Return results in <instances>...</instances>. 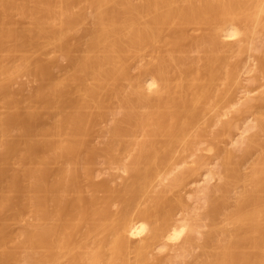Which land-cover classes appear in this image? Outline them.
<instances>
[{
	"label": "bare ground",
	"instance_id": "6f19581e",
	"mask_svg": "<svg viewBox=\"0 0 264 264\" xmlns=\"http://www.w3.org/2000/svg\"><path fill=\"white\" fill-rule=\"evenodd\" d=\"M248 71L261 85L264 0H0V264H264Z\"/></svg>",
	"mask_w": 264,
	"mask_h": 264
},
{
	"label": "rangeland",
	"instance_id": "374dc122",
	"mask_svg": "<svg viewBox=\"0 0 264 264\" xmlns=\"http://www.w3.org/2000/svg\"><path fill=\"white\" fill-rule=\"evenodd\" d=\"M244 62L245 64L249 67H253V59L250 58L248 55L244 56ZM253 71H248L247 73L243 74V84L239 88L237 96L238 98H242L245 95H253L257 93L260 90L264 89V81L260 84H252L251 79L254 76ZM254 124L253 116L248 115L244 120L240 121V130L237 131L229 140L227 143H229L228 146L234 147L240 138V134L244 132L245 130L248 131L249 127ZM249 132V131H248ZM247 132V133H248ZM206 145H203L202 148H205ZM200 154L205 156V159L208 163L207 169H214L217 165L218 162V157L216 152L212 151H202ZM195 157H190L188 158V162H192ZM99 173L103 174L107 172L108 170L104 166H99L98 167ZM207 176L205 172H201L198 174L196 177L192 179V183L185 187L184 193L186 195V205L187 208L190 210H196L198 209V206H200V198L203 195V188L206 184ZM211 184H215L217 182V177L213 178L211 181ZM186 212L184 211H178L176 214V217L178 219H182L186 216ZM182 243V240L180 239L179 241H175L171 243V246L167 248L165 251H162L160 254V258L162 263L168 262L173 255H175L178 247Z\"/></svg>",
	"mask_w": 264,
	"mask_h": 264
}]
</instances>
